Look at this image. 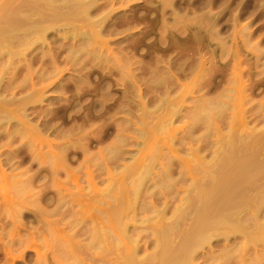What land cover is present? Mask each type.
Masks as SVG:
<instances>
[{
	"label": "bare ground",
	"instance_id": "bare-ground-1",
	"mask_svg": "<svg viewBox=\"0 0 264 264\" xmlns=\"http://www.w3.org/2000/svg\"><path fill=\"white\" fill-rule=\"evenodd\" d=\"M127 1L131 0H0V147H7L0 151V179L12 176L21 181L15 192L25 197L12 201L20 227H27L35 240L49 243L48 236L41 234L46 226L59 244L52 257L48 255L52 249L49 244L43 255L38 253L41 264H229L232 260L236 264H262L264 130L256 124L249 126L246 119L244 102L252 96L242 70L235 73L234 83L243 134L221 138L213 165L201 162L206 168L189 188L184 185L189 171L180 163L184 156L212 146L208 133H197L196 123L186 135L173 138L177 139L172 144L175 154L152 184L146 185L150 172L145 169L132 188L131 182L115 180L113 167L132 151L123 148L134 141L128 133L136 123L132 113L139 112L141 118L165 110L181 75L187 74L184 63L176 69L170 60L160 57L152 70L155 83L147 85L148 90L142 87L133 65L144 63L129 56L126 45L136 46L143 40L144 36L131 31L143 15L134 9L118 11ZM156 1L148 0L150 4ZM162 3V17L148 16L147 20L152 25L161 23L162 43L172 38L171 45H178L164 16V9L174 0ZM123 32L127 44L120 43L114 49L107 36ZM87 61L109 68L110 73L117 70L126 87L114 109L115 114L125 113L116 123V146L106 147L104 154L102 150L91 151V135L99 136L111 121L105 119L87 129L82 125L59 129L49 119L35 121L31 116L34 112L44 117L52 113L50 108H38L48 98L46 87L54 82L47 80L68 66L83 70ZM79 83L89 84L87 74ZM66 86L65 81L56 88L63 93ZM218 105L212 102V108ZM261 108L264 104L259 101L248 110L258 122ZM173 110L169 126L178 114V109ZM195 118L203 119L200 113ZM2 133L7 136L4 143ZM18 134L28 140L13 146ZM176 143L186 151L184 156L179 155L181 148ZM99 157L101 162H96ZM26 161L29 165L21 169ZM176 161L180 162L177 168ZM106 181L105 187L99 185ZM182 192L184 196L172 209ZM23 210L29 213L23 214ZM213 246L220 253H215Z\"/></svg>",
	"mask_w": 264,
	"mask_h": 264
},
{
	"label": "rangeland",
	"instance_id": "rangeland-1",
	"mask_svg": "<svg viewBox=\"0 0 264 264\" xmlns=\"http://www.w3.org/2000/svg\"><path fill=\"white\" fill-rule=\"evenodd\" d=\"M154 5L158 8H149L155 7ZM162 5V0H157L153 4L148 0H131L124 2L123 7L117 9L121 13L134 9L137 15H143L142 19L134 22L137 27L131 30L136 36H144L136 46L126 45L127 40L124 38L126 32L107 36L109 44L114 49H117L120 43L126 45L129 56L144 63L134 64L133 67L137 76L142 79V87L146 90L147 85L155 83L152 70L157 58L170 60L176 65V69L183 63L187 67V74L181 75L178 86L171 94L170 103L165 104V110L141 118L139 112L132 113L136 123L128 133L134 141L123 147L132 151L129 156L125 155L118 167H113L117 171L114 173L115 180L131 182V188L134 187V181L143 169L150 172L146 185L154 182L168 164L170 157L175 154L172 144L177 139L173 138L186 135L191 125L195 123L199 128L198 134H209L212 146L192 156H184L186 151L176 143V147L181 148L179 155L185 157L182 163L176 161V168L180 163L183 170L189 171L186 173L187 182L184 184L188 188L192 181L202 176L201 170L206 167L201 162L207 161L213 165L214 151L221 138L229 135L238 137L243 134L239 121V94L235 91L237 84L234 83L237 71L242 70L243 82L252 96V100L244 102L243 106L247 110L246 119L249 126L253 127L256 124L257 128L264 130V108H261L258 116L260 122L248 111L259 101L264 104V0H174L173 5L164 9V16L169 22L170 31L178 39V45H171L172 38L162 43L161 23L152 25L147 20L148 16L161 18ZM61 64L65 66L64 61H61ZM83 64L85 65L83 70H75L74 67L68 66V69L47 80L54 82L46 87L48 98L38 108L42 107V111L50 108L52 113L44 117L43 113L34 112L31 116L35 121L49 119L59 129H68L73 125H82L87 129L102 124L105 119L111 121L99 136L91 135V151L103 152L110 145L116 146L118 133L116 123L125 116V113L115 114L114 109L120 104L126 87L119 80L120 74L117 70L110 73L109 68H99L92 62L87 61ZM86 74L89 84L80 86L79 82ZM65 81L67 82L65 91L58 92L59 88L56 86ZM17 95L21 94L18 92ZM200 98L202 100H199ZM213 101L219 103V107L212 108ZM103 102L105 108H101ZM150 106L153 108L154 105ZM174 108L178 109V114L174 125L169 126L167 120L172 116ZM8 112L10 113L9 110ZM199 113L203 119L198 121L195 115ZM164 124L166 127L161 130L160 126ZM6 125L10 127L9 123ZM27 140L26 136L18 134L13 146H21ZM5 141L7 136L2 133L1 143ZM6 149V146L0 147V151ZM77 153L81 160V152ZM101 160L99 157L96 162ZM126 164L129 168L124 167ZM28 165L29 162L26 161L20 168L25 169ZM37 167L36 163L34 169ZM92 167L96 168L95 165ZM19 180L12 176L8 180L0 179V264H41L39 254L43 255L46 252L48 248L46 245L52 247L49 249L51 251H48V255L52 257L59 244L54 240V236L50 235V230L46 226L41 229V234L48 236L49 243L44 239L35 240L28 234L27 227L25 229L20 227L17 221L18 213L12 204L13 200L21 201L25 197L20 198L15 192L21 185ZM99 185L105 187L107 181L100 182ZM6 191L8 193H5ZM183 196L184 192L179 194L178 199L172 204V209L174 205L179 204V199ZM25 213H29V210H23V214ZM213 248L215 253H220L218 247ZM229 264H236V261L232 260Z\"/></svg>",
	"mask_w": 264,
	"mask_h": 264
}]
</instances>
